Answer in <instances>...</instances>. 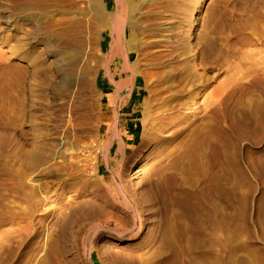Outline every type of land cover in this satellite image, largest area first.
<instances>
[{"label":"rangeland","instance_id":"374dc122","mask_svg":"<svg viewBox=\"0 0 264 264\" xmlns=\"http://www.w3.org/2000/svg\"><path fill=\"white\" fill-rule=\"evenodd\" d=\"M166 1L195 16L196 79L178 80L173 54L174 86L158 85L149 73L165 67L142 49L117 90L122 60L90 55L92 73L83 61L107 51V33L60 21L82 0H0V264H264V0ZM27 6L48 15L66 71L85 50L72 87L37 68L42 45L17 59Z\"/></svg>","mask_w":264,"mask_h":264},{"label":"bare ground","instance_id":"6f19581e","mask_svg":"<svg viewBox=\"0 0 264 264\" xmlns=\"http://www.w3.org/2000/svg\"><path fill=\"white\" fill-rule=\"evenodd\" d=\"M84 2V7L78 10H70L67 16L61 18V22L68 30L77 21L80 16L89 19L91 22V31L97 36V39L101 38L102 32L107 33V51L102 53L100 56L95 54H88L84 62H88L85 66L86 70L94 72L96 64L104 63L110 64L109 62L115 59L122 60L121 71L116 72L113 75V80L111 84L116 83L117 90L127 88L129 80L132 76L139 72V60L142 59V49L149 52L150 60H155L157 62H149V67H153L157 64L160 68L165 67L162 71L149 73V76L155 75L154 81L160 84L167 83L168 89L174 86L173 79L177 76V73L172 66L173 54L177 56H183L182 60H186L184 73L178 76V80L193 82L196 78V73L193 71L194 63V52L192 43L189 41L191 39V33H188L191 26L195 22V16L192 14V10L188 8V5L184 4L187 12L183 14H177L174 10L175 6H169L166 0L163 2L168 6V8L163 9L161 0H82ZM184 2V1H183ZM169 3V2H168ZM195 3V2H194ZM193 3V4H194ZM188 4V3H187ZM198 8V1H196L193 10ZM31 10L30 6L23 8V13L20 14L21 20L29 24L30 29L23 30L20 35L17 36L15 50L16 57L18 60L26 59L27 53L36 52L37 45H42V53L40 54L39 62L40 67L37 66L39 70H44L48 75L53 77L54 81L50 86L61 89H68L75 85V77L78 71L74 69L77 61L83 58L85 50L82 47H78L74 50V60L75 63L69 66L68 71L63 67L66 60H63L65 51L61 49H55L53 47L54 39L57 35L46 28L48 17L47 14L39 13H29L27 11ZM35 20H31L29 16L35 15ZM83 18V20H86ZM8 22V21H7ZM187 25L188 27L182 29ZM65 30V31H66ZM187 32V35L185 34ZM196 43L199 45L201 41L196 39ZM136 47V48H135ZM138 53V56L136 55ZM91 58H94L96 64L90 63ZM136 55V56H135ZM190 55V57H188ZM42 56V57H41ZM5 58L3 51L0 53V58ZM46 57L48 60L44 59ZM101 60H99L100 58ZM97 59V60H96ZM135 61L130 64L131 60ZM43 60V61H41ZM167 60V61H165ZM48 62L45 64V62ZM13 68V66H12ZM18 72L22 73L27 70V67L18 64ZM32 71V69H31ZM106 78L111 75L108 74L109 70L103 68ZM6 70L3 72L6 75ZM99 74V73H98ZM97 74V75H98ZM119 77L117 78L116 75ZM96 75V76H97ZM94 74V79H96ZM116 79V80H115ZM52 80V79H51ZM115 80V82H114ZM128 91V89H127ZM168 91L165 90L163 94H167ZM143 111L141 115L149 116L151 112V106L147 103V100H143ZM193 103V102H192ZM162 107L161 103L158 106V111ZM144 117V118H145ZM116 131L115 123L110 124V129L108 135H113ZM110 135V136H111ZM144 138V135H143ZM140 157L136 156L133 160V166L137 164ZM123 230H115L111 235L112 239H122L124 238ZM125 234V233H124ZM129 235L126 237L132 239L138 234V230L130 231Z\"/></svg>","mask_w":264,"mask_h":264},{"label":"crops","instance_id":"0c3cea01","mask_svg":"<svg viewBox=\"0 0 264 264\" xmlns=\"http://www.w3.org/2000/svg\"><path fill=\"white\" fill-rule=\"evenodd\" d=\"M115 60H116V59H115ZM118 60H120V59H118ZM132 89H133V88H132ZM126 90H127V89H126ZM129 93H130L129 95H131V94H132V90H130Z\"/></svg>","mask_w":264,"mask_h":264}]
</instances>
